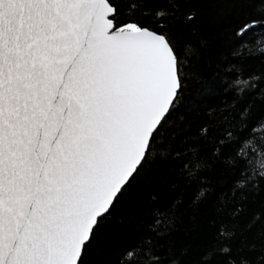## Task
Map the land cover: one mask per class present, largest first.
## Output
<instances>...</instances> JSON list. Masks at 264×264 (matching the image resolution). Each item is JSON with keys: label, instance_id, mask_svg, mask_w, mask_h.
Segmentation results:
<instances>
[{"label": "snow or ice", "instance_id": "obj_1", "mask_svg": "<svg viewBox=\"0 0 264 264\" xmlns=\"http://www.w3.org/2000/svg\"><path fill=\"white\" fill-rule=\"evenodd\" d=\"M180 88L170 41L118 0H0V264H80Z\"/></svg>", "mask_w": 264, "mask_h": 264}, {"label": "trees", "instance_id": "obj_2", "mask_svg": "<svg viewBox=\"0 0 264 264\" xmlns=\"http://www.w3.org/2000/svg\"><path fill=\"white\" fill-rule=\"evenodd\" d=\"M118 8L170 41L181 88L80 264H264V0Z\"/></svg>", "mask_w": 264, "mask_h": 264}, {"label": "water", "instance_id": "obj_3", "mask_svg": "<svg viewBox=\"0 0 264 264\" xmlns=\"http://www.w3.org/2000/svg\"><path fill=\"white\" fill-rule=\"evenodd\" d=\"M175 99H176V98H175ZM174 101H175V100H174ZM174 101H173V103H174ZM170 108H171V106H170ZM166 115H167V114H166ZM163 119H164V118H163ZM142 162H143V161H142ZM140 165H141V164H140ZM140 165H139V166H140ZM139 166H138V168H139ZM138 168H137V169H138ZM133 175H134V174H133ZM133 175H132V176H133ZM130 179H131V178H130ZM130 179H129V180H130ZM127 183H128V182H127ZM127 183H126V184H127ZM126 184H125V185H126ZM123 188H124V186H123ZM123 188H122V189H123ZM104 215H105V214H104ZM94 227H95V226H94Z\"/></svg>", "mask_w": 264, "mask_h": 264}]
</instances>
